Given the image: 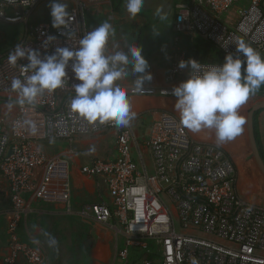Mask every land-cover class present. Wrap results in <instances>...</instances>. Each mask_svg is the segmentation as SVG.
I'll return each mask as SVG.
<instances>
[{
    "label": "built area",
    "instance_id": "2783aa9c",
    "mask_svg": "<svg viewBox=\"0 0 264 264\" xmlns=\"http://www.w3.org/2000/svg\"><path fill=\"white\" fill-rule=\"evenodd\" d=\"M48 1L0 0V20L24 25L26 37L20 46L39 50L42 56L56 47L75 49L88 33V15L105 0H61L69 6V16L65 29L59 30L47 23L32 25L36 11ZM263 4L264 0H188L178 5L176 48L166 57L168 86L144 87L145 92L133 87L131 95L173 96V87L188 78L189 70L177 66L180 60L187 61L186 52L177 45L182 37L212 42L224 56L236 54L234 44L224 45L239 38L264 57ZM48 36L56 39L44 48ZM13 52L0 55V97H6L19 111L9 130L0 122V173L9 184L12 203L4 264H18L20 258L24 264H46L41 249L23 242L20 236L29 214L23 195L36 188L33 180L37 170L43 171L44 184L59 183L70 206V163L47 153L38 142L42 138L72 141L78 135L106 132L117 136V158L94 160L80 171L84 176L104 179L108 186L112 204L95 205L90 214L97 224L117 234L115 264H264V201L251 204L241 198L237 169L222 150L193 138L179 117L170 112L151 114L142 146L131 122L117 127L112 121L89 123L79 118L69 107L74 85L79 83L71 63L61 88L45 91L32 105H21L11 82L30 73L24 71L26 58L14 66L8 63ZM215 64H203L202 70ZM37 124L43 127L41 136L33 131ZM142 147L148 150L152 163L144 158ZM134 148L140 166L133 159ZM120 239L125 242L124 250Z\"/></svg>",
    "mask_w": 264,
    "mask_h": 264
},
{
    "label": "clouds",
    "instance_id": "9594fccd",
    "mask_svg": "<svg viewBox=\"0 0 264 264\" xmlns=\"http://www.w3.org/2000/svg\"><path fill=\"white\" fill-rule=\"evenodd\" d=\"M144 2L126 0L129 15L138 14ZM49 8L51 26L65 29L69 16L67 5L61 0H51ZM156 15L161 20L166 18L163 8H157ZM113 31L112 25L105 21L80 38L75 49L56 47L51 54L43 56L39 50L16 45L8 63L14 66L18 60L26 58L24 71L30 73L24 79L13 78L11 82L17 102L32 105L45 91L61 88L71 63V72L79 83L74 85L70 111L89 123L99 120L112 121L117 127L129 125L136 113L131 110L127 91L117 86L116 81L135 75L133 86L145 92L144 84L152 80V75L142 49L134 44L126 50L105 54ZM55 39L48 36L42 47L47 48ZM229 44L235 45L236 54L227 53L222 64L206 70H202L195 59L178 61V68L189 70L188 78L174 86L171 93L176 97L173 107L181 125L193 133L213 130L217 143L231 141L243 133L246 118L239 109L264 85V57L242 39L226 42L224 47ZM56 243L55 238L49 240L52 246Z\"/></svg>",
    "mask_w": 264,
    "mask_h": 264
},
{
    "label": "crops",
    "instance_id": "0c3cea01",
    "mask_svg": "<svg viewBox=\"0 0 264 264\" xmlns=\"http://www.w3.org/2000/svg\"><path fill=\"white\" fill-rule=\"evenodd\" d=\"M187 1L188 0H173L169 11L166 12L167 16H171V19L168 21L169 29L163 38H160L159 35H156L151 31V24L146 18L148 16V10L145 12H139L135 16H128L130 19L127 22L125 21V18L120 19L122 16L121 10L123 8V2L120 4V6L122 5L120 8H116L113 0H105L101 5L92 9L90 14L92 16L100 17L93 25L92 30L105 21L109 22L114 31L110 35L106 44L105 54L111 55L116 51L126 50L133 44L140 47L142 49L143 57L148 61V71L152 75V80L150 82H146L144 87L164 88L168 86L166 81L168 73L166 57L176 48L177 35L174 32L176 7L180 4L187 3ZM117 16L118 19H115ZM125 27L130 28V35H128ZM24 40L25 38L21 42L16 43L15 46H20ZM180 43L181 41H178L177 45L181 48ZM15 46L8 47L5 42L0 39V55L10 53L14 50ZM135 78V75L125 77L116 81V85L127 91L131 110L136 113L135 118L131 121V123H134H132V127L136 139L141 145L147 138L151 123L150 116L153 112H170L178 117L179 114L175 112L173 107L176 100V97L174 96L166 97L158 94L151 96L131 95L130 90L134 87L133 80ZM5 98L0 97V122L7 124V129L9 130L11 119H13L19 111L15 105L8 103V100ZM263 100L264 85H261L260 89H258L254 94H251L248 101L240 107L239 112L246 118V124L244 125L243 133L239 135L242 144L233 148V157H231L226 150L221 147L222 143H217L213 130L206 129L199 133H193L187 129L193 138L197 140L209 141V143L217 146L224 152L226 157L235 165L237 169L238 188L241 198L248 203L260 205L263 203L262 198L264 196V186L260 182L263 178L260 169L248 162L247 156L249 155L244 149V146L247 144V136H249L248 114L245 113L244 108L250 104H252L251 106L253 107L256 103ZM9 104L12 105L11 108L8 107ZM258 128L261 136L262 147L264 149V110L259 113ZM33 131L35 134L41 136L43 133V127L39 124L36 126L34 125ZM38 144L40 148L44 149L47 153L53 156H61L70 163L72 198L69 206V204L62 197L59 183L52 182L51 184H44L43 171L37 170L33 180L36 188L23 195L26 206L29 209V214L26 222L22 224L20 229L21 240L34 247H39L41 245L44 247L43 243L47 241V234H54L55 227L62 225L63 221H68V217L70 216L79 217L83 223L95 226V228H99L102 231H104V228H108L97 224L90 214L91 208L95 205L112 204L108 186L102 178H92L82 175L80 169L82 166L89 165L97 159L115 160L118 156L116 134L114 132H106L96 135H78L73 138L72 141L47 140L42 138ZM223 145L227 148L230 147L229 144ZM142 153L146 161L152 163L149 152L146 148L142 147ZM133 159L135 163L140 166L137 150L135 148L133 149ZM243 163L245 164L246 170H248V167L250 168V172H247L248 174L246 173L245 178L247 177V179L245 181H241L242 179L239 173V167L241 168ZM247 181V186H243V183L245 184ZM11 208L12 203L9 184L0 173V264H4V258L9 251V237L7 229L10 222ZM84 211H86V215L83 213ZM106 238H111V234L110 236L106 235ZM100 240L101 242L98 245L96 254L99 257V260L106 261L112 251V245L109 240ZM18 264H24L23 258L19 259ZM46 264L48 263L46 262Z\"/></svg>",
    "mask_w": 264,
    "mask_h": 264
},
{
    "label": "rangeland",
    "instance_id": "374dc122",
    "mask_svg": "<svg viewBox=\"0 0 264 264\" xmlns=\"http://www.w3.org/2000/svg\"><path fill=\"white\" fill-rule=\"evenodd\" d=\"M116 8H120V4L123 2V8L121 10L122 16L120 19L125 18V21H129L130 16L129 13L127 15V11L125 9L126 0H113ZM51 1H48L36 11L34 18L43 17L47 12H50ZM173 0H145L144 6L140 12H145L148 10L147 19L151 24V31L156 35H159L160 38H163L168 29L169 24L168 21L171 19V16H167L166 12L169 11ZM240 4L236 5L235 8L239 7ZM163 8V12L166 15V18L161 20L159 16L156 15V9ZM69 6L67 5V10ZM238 9H235L233 13L237 14ZM137 15V14H136ZM231 16V15H230ZM100 17L92 16L91 14L87 17L88 22V32L92 30L93 25ZM118 19V16L115 17ZM146 19V20H147ZM159 23V24H158ZM158 24V25H155ZM125 30L128 32V35L131 34L130 28L125 27ZM26 29L22 24L19 25H8V23L0 20V39H2L5 44L9 46H15L16 43L21 42L25 38ZM133 123V122H132ZM131 123V124H132ZM134 124V123H133ZM133 126V125H132ZM223 144H229V148L225 147ZM239 144H242L241 138L237 136L235 139L231 141H227L222 143L221 147L226 150V152L233 157L234 156V147H238ZM248 162L252 165L258 167L256 161H254L251 155L247 156ZM241 163V162H240ZM242 164V163H241ZM243 166V167H242ZM241 168L239 167V173L241 177V181H245L247 179L246 173L250 172V168L248 167L246 170L245 164ZM259 168V167H258ZM247 173V174H248ZM249 178V177H248ZM263 178V177H262ZM264 186V178L260 181ZM248 181L243 186H247ZM242 185V183H241ZM264 201V196L262 198ZM84 211L83 213L86 215ZM109 229V230H106ZM111 234V238L107 239L106 235ZM51 238H55L56 244L54 246L49 244V240ZM100 239L104 241L109 240L112 245V251L110 253L109 258L106 261L99 260L96 251L98 249V245L101 242ZM47 241L44 244V247L39 246V249L44 253L45 260L48 264H115V255L116 249L118 245V237L117 234L114 233L109 227L104 228V231L99 228H95V226L88 225L83 223L79 217L70 216L68 217V221H63L62 225L55 227L54 234H47ZM125 242L120 239V248L124 250ZM118 264H121L118 262Z\"/></svg>",
    "mask_w": 264,
    "mask_h": 264
},
{
    "label": "trees",
    "instance_id": "16d2710c",
    "mask_svg": "<svg viewBox=\"0 0 264 264\" xmlns=\"http://www.w3.org/2000/svg\"><path fill=\"white\" fill-rule=\"evenodd\" d=\"M41 23L51 24L50 12H47L46 15H44L43 17L34 18L32 21V25L34 26L41 24ZM180 46L186 52L187 60L190 58L195 59L199 61L201 65L223 63L224 61L225 56H224L223 51L218 45L212 42L207 43L205 41H201L198 38L192 39L190 37H182ZM251 105L252 104L247 105L244 108V111L246 114H248V112L250 111L252 107ZM259 113L260 112L255 114V133H256V139H257V142L260 148L261 155L264 159V149L262 147L261 136H260V132L258 128ZM5 126L7 128V124H5ZM244 149L248 155H251L253 157L252 150H251V144L249 141V136H247V144L246 146H244ZM253 159L255 161L254 157Z\"/></svg>",
    "mask_w": 264,
    "mask_h": 264
},
{
    "label": "water",
    "instance_id": "95a60500",
    "mask_svg": "<svg viewBox=\"0 0 264 264\" xmlns=\"http://www.w3.org/2000/svg\"><path fill=\"white\" fill-rule=\"evenodd\" d=\"M264 8V4H263ZM264 110V100L256 103L248 113V135L249 141L251 144V150L253 157L262 173V177L264 178V159L261 155L260 148L256 139L255 133V114Z\"/></svg>",
    "mask_w": 264,
    "mask_h": 264
}]
</instances>
